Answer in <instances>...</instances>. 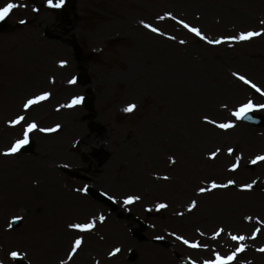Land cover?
I'll list each match as a JSON object with an SVG mask.
<instances>
[{
	"label": "rangeland",
	"instance_id": "1",
	"mask_svg": "<svg viewBox=\"0 0 264 264\" xmlns=\"http://www.w3.org/2000/svg\"><path fill=\"white\" fill-rule=\"evenodd\" d=\"M15 1L27 5L28 14L12 10L5 17L11 28L0 35V262L209 264L217 254L226 258L235 252L230 264H264V161L251 162L264 155V126L243 124L231 115L249 100L264 104V35L209 44L179 23L198 27L208 39L264 32V0H65L60 13L54 7L35 8L47 0ZM22 49L31 63L20 57ZM15 60L29 69L19 71ZM61 61L67 63L61 66ZM43 65L51 68H45L46 78L35 72ZM234 73L261 92L247 89ZM78 76L86 81L83 85ZM42 91L51 93L46 113L33 108L22 124L13 126L10 121L21 104ZM89 96L93 122L101 127L95 133L84 120L86 110L80 104L68 106L75 97ZM130 104L136 108L125 112ZM251 112L264 117V109ZM205 116L218 123L232 121L235 127L222 130L206 123ZM31 122L38 125L29 133L34 153L4 155ZM57 125L52 132L39 130ZM97 149L109 154L104 164L94 156ZM237 161L239 167L230 171ZM47 167L57 175L56 202L49 215L34 221L38 206L27 199L17 203L13 188L26 185V195L43 199L51 178ZM230 179L235 186L198 191L210 188L213 180ZM87 181L104 191L123 216L84 195ZM249 183L251 190L240 188ZM128 196L140 199L125 203ZM193 200L196 207L189 211ZM24 206L31 210L30 227L20 210ZM14 217L20 218L19 228L13 227ZM73 219H94L96 225L72 232L67 225ZM139 219L147 222L146 243L132 235ZM66 231L72 233L64 240ZM77 238L83 242L73 254ZM156 238L164 244L153 245ZM241 244L245 248L237 252ZM116 248L120 252L112 254ZM13 251L23 259H12Z\"/></svg>",
	"mask_w": 264,
	"mask_h": 264
},
{
	"label": "snow or ice",
	"instance_id": "2",
	"mask_svg": "<svg viewBox=\"0 0 264 264\" xmlns=\"http://www.w3.org/2000/svg\"><path fill=\"white\" fill-rule=\"evenodd\" d=\"M48 5L50 7H54V8H61L64 4H65V0H47ZM20 5L16 4V3H12L9 2L7 3L6 6L0 8V21H3L5 19L6 16H8L13 9H15L16 7H19ZM169 16H171V14H168ZM172 19H175V17L173 16ZM141 23H144L143 21ZM179 23H181L183 25V27L187 28L190 32L194 33L197 37H199L202 40H206L207 43L209 44H221V43H225V42H241V41H247L250 40L253 37L256 36H260V35H264V32H254V31H247V32H241L239 35H233V36H227V37H221V38H217V39H208L201 31L198 27H192L189 24L185 23L183 20L179 21ZM262 23H264V21H262ZM145 27L150 28L151 31L153 32H157L159 33V29L156 27H153L150 24H144ZM181 43H184V41H181ZM61 66H64L67 62L66 61H61ZM234 75L237 76V78L241 81H243L245 84H250L252 88L256 89L257 92H261V89L258 88L256 86V84L252 83L250 80L246 79V77L244 75H240L238 73H234ZM72 83H74L75 81H71ZM261 94H264V92H262ZM50 97V93L49 92H43L39 95H35L30 99H27L26 102L23 105V108L25 110H28L30 107L40 104L41 102L47 100ZM83 101V97H75L73 98L72 102L70 105H68L69 107L75 106L77 104H80ZM226 107V106H225ZM136 108L135 104H130L128 105L124 111L125 112H131ZM264 109V104L261 105H256L254 104L251 100H249L247 103L242 104L238 109L232 111L231 115L233 117H235L236 120H247L250 119V116L248 115V113L252 110L255 109ZM204 120L206 123L209 124H213L216 127L222 129V130H228L230 128L235 127V123L232 121L229 122H225V123H218L216 120L214 119H210L209 117L205 116ZM25 121V116L24 115H19L16 117V119L10 121V123L15 126V125H20L22 124V122ZM38 128V125L35 122H31L27 124V127L24 128L23 131V138L22 139H18L15 141V143L7 150L5 151L3 154L4 155H14L17 152H19L21 150V148H23L25 145H27L29 143V133H31L32 131L36 130ZM59 128V125L56 126L55 129H44V128H40V131H45V132H52L55 131L56 129ZM229 155L232 154V152L234 151L233 149L229 148L228 150ZM219 153V149H217L215 152L210 153L211 158L215 159V157L218 155ZM258 161H264V155H260L255 157V159H253L251 162L253 164L257 163ZM172 163H175V160L172 159L171 160ZM239 167V162L237 161L236 163L232 164L230 167V171H236V169ZM164 179H168V177H164ZM236 185V181L235 180H228L226 183H217L215 180L211 181V187L210 188H205V187H200L198 189L199 193L203 194L206 193L207 191H210L212 189H218V188H228L231 186H235ZM240 188L242 190H251L253 188V183H249V184H245V185H240ZM84 191H87V189H84ZM140 199L139 196H128L125 200V203H131L135 200ZM196 201L193 200L189 206V211H191L193 208L196 207ZM167 207L166 204H159L158 208H165ZM20 219L19 217H14L13 220H18ZM100 221L103 222L104 220V216H100ZM246 219H251V217H247ZM96 225V220H91L87 223H74V224H70L69 227L72 229H76L79 231H90L92 230ZM223 229H220L217 233H215V235H219L220 232H222ZM257 232H259V229L256 230ZM255 237H253L254 239ZM232 240L235 241H244L246 239V237L244 236H232L231 237ZM82 238H77L74 241V246L72 249L73 254H75L76 249H78L81 244H82ZM183 242L185 244H189L188 240H183ZM191 247H200L199 244L197 243H193L190 245ZM245 248V245L241 244L240 247L236 250L237 252L239 251H243ZM260 251L264 252V248H261ZM120 252L119 248L115 249V253ZM12 259H23V256L21 255V253L13 251L10 253ZM235 255L236 253L234 252L232 255L228 256V257H221L219 254H217L216 256V260L215 261H209V264H230V262L232 260L235 259ZM0 264H2V262H0Z\"/></svg>",
	"mask_w": 264,
	"mask_h": 264
},
{
	"label": "bare ground",
	"instance_id": "3",
	"mask_svg": "<svg viewBox=\"0 0 264 264\" xmlns=\"http://www.w3.org/2000/svg\"><path fill=\"white\" fill-rule=\"evenodd\" d=\"M0 1H5V0H0ZM9 2L16 3V4L20 5L19 7H16L15 9H13V13H15V11H17V10H18V12H20V9H21L22 11H24L25 14H28V11H27L28 10V6L27 5H24L21 2H17V1L14 2V0H8V3ZM3 4L5 5V4H7V2H5ZM24 31H27V29L24 30ZM28 34H29V38L28 37L27 38L30 39V40H32V33H28ZM11 38H13V37H11ZM14 39H17V38L14 37ZM19 40H21V39H19ZM21 52L23 53L24 56H21L20 55V57H25V58L28 59V60L27 59L25 60V63H29V62L31 63L32 62L31 55H28L24 49H22ZM16 55H17L16 57H18V54H16ZM15 63L17 65V67L19 68V71L23 70L24 68H26V69L28 68L29 69V66H30V65H26L23 62H20L19 60H15ZM42 67H44L46 69H51L50 67L45 66V65H43ZM56 72L58 74L62 73L61 70L56 71ZM54 88H55V86H54ZM55 90H57V88H55ZM14 98H15V90H13L12 94H10V96H9V99H11V100H13ZM13 104L14 103H12V105H11L12 106V110L15 111L17 105H15V104L13 105ZM45 109H46L45 107L38 108L36 110L37 111V114H40V115L44 114L45 113ZM0 162H1V160H0ZM25 163H30V162H28V161L22 162V163H20L18 165V168L23 167V165ZM36 167H38V166H36ZM3 169H4V166L2 167L1 171ZM47 171H48V173H50L51 178L46 180V184H47L46 190H43L42 191V194L40 195L41 197H43V199H41V200H35L33 196L26 195L25 194L26 185H18L17 187H14L13 188V190H14V192H13V195H14L13 199L16 197V202L17 203L21 202L24 199H27L29 201H33L35 203L34 205H37L38 206L37 208H39V210L37 212H35V214L33 215L34 221H35V219H37L41 215H49L48 210L51 208V206H53L54 202H56L55 201V196H54L53 193H54V191H57V189H58V184H57L58 179L56 178L57 175H56V173H54L55 170H52L51 168H48L47 167ZM29 186H30V184H29ZM21 193H22V195H21ZM51 194H53V195H51ZM50 200H51V202H50ZM50 203H52V204H50ZM48 204H50V205L48 206ZM20 210H21V212H24L27 215V218L30 219V222L28 221V224H27L28 227H30V225H31L30 223H31V219H32L30 208L27 207V206H24V209L20 208ZM70 211H72V209H68L67 210V212H70ZM22 217L25 218L24 215H22ZM60 217H62V216H60ZM25 223H26V219L23 220V225H25ZM61 224H62V222H61ZM65 224H67L66 221L63 222L62 226L65 225ZM67 227H68V225H67ZM71 233L72 232L66 231L62 235V239L65 240L66 237H69ZM66 242H67V240H66Z\"/></svg>",
	"mask_w": 264,
	"mask_h": 264
},
{
	"label": "water",
	"instance_id": "4",
	"mask_svg": "<svg viewBox=\"0 0 264 264\" xmlns=\"http://www.w3.org/2000/svg\"><path fill=\"white\" fill-rule=\"evenodd\" d=\"M4 30H5V24H1L0 25V32H2ZM248 115L250 116V119L243 120L244 122H247L249 124H253L254 126H261L263 124L264 120H263V118L261 116L254 117L253 114H251V113H248ZM24 151L27 152V153H31L33 151V145L32 144L26 145L25 148H24ZM90 192L95 198H97V199H99L101 201H104V198L98 192H95L93 190H90ZM139 224H140L141 230H144L145 229V225L142 222H140ZM135 234L137 236H139V234L137 232H135Z\"/></svg>",
	"mask_w": 264,
	"mask_h": 264
}]
</instances>
